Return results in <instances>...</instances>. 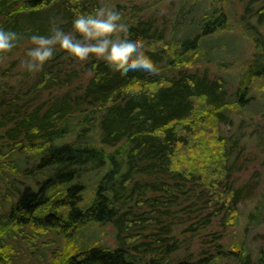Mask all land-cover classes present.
Masks as SVG:
<instances>
[{"label":"trees","instance_id":"1","mask_svg":"<svg viewBox=\"0 0 264 264\" xmlns=\"http://www.w3.org/2000/svg\"><path fill=\"white\" fill-rule=\"evenodd\" d=\"M238 3L235 23L253 53L234 88L233 75L209 72L230 46L207 42L228 37L235 15L205 2L171 29L151 16L134 20L157 72L81 62L59 49L19 87L0 84V264H29L51 234L74 246L55 264H264V249L257 257L245 245L231 250L222 235L199 258L181 253L184 236L213 219L237 225L240 203L256 194V179L236 180L243 137L220 129L234 125L232 113L264 105L254 92L257 82L264 92V0ZM95 9L94 0H0V24L47 32L58 17L67 29L77 11ZM261 197L248 225L264 222V190ZM96 225H112L118 246L84 245V229ZM46 253L40 264H54Z\"/></svg>","mask_w":264,"mask_h":264},{"label":"rangeland","instance_id":"2","mask_svg":"<svg viewBox=\"0 0 264 264\" xmlns=\"http://www.w3.org/2000/svg\"><path fill=\"white\" fill-rule=\"evenodd\" d=\"M95 5L98 7L105 5L106 3L115 6L118 10L131 16L134 20L139 18L154 17L159 23H166L170 29L178 21L179 15L187 13L191 8V5L196 2H205L208 8L227 6L234 13V19H232V28L228 31L225 39H214L208 41L207 45L213 43H220L224 45L226 43L230 46L224 49V60L219 59L209 69L212 75L231 74L235 79H231V87L238 85V79L241 77V73L244 70L246 63L249 61L252 53L253 46L249 38L243 34L240 26L235 23L236 16L242 13L243 8L238 0H227L221 3L220 0H94ZM230 4V5H229ZM93 9V8H92ZM28 44L23 47L17 53L0 58V84L9 83L16 88L25 81L27 77V70L22 64V59L26 53ZM233 47V48H232ZM226 50V51H225ZM222 62V63H221ZM221 63V64H220ZM200 71H204L207 68L205 63H200L197 66ZM35 74V73H34ZM236 81V82H235ZM235 83V84H233ZM261 82H257L254 92L258 99H263L264 92L259 89ZM230 87V88H231ZM231 88V89H232ZM259 104L252 105L249 109H245L242 112L232 113L234 125L220 126L222 133L231 136L238 134L243 137V145H246L244 155L241 157V162H244V170H240L236 173L237 184L241 185L252 179H256V194L254 199L250 202L240 203L239 222L237 225H232L230 222L221 220V218L213 219L212 224L208 227L200 229L195 235L187 234L184 236L185 242L181 251L183 256L199 258L202 256V252L217 248V242L219 236L222 235V243L231 250H237L242 245L248 247L254 257H257L262 249H264V222H259L257 225H248L247 216L252 212L256 205L261 201V195L264 190V110L261 111L262 100H258ZM259 131L260 135L256 136L261 140H257L255 134ZM246 165V166H245ZM242 169V168H240ZM264 217V216H263ZM55 234L47 235L39 242L38 251L33 254L32 260L27 259L30 263L40 264V251L43 253L47 249L48 255L51 254L54 264L56 260L60 259L64 253L67 252V248L71 249L74 246H69V241L63 237H58L55 241ZM80 238V237H79ZM52 241V242H50ZM81 242V238H80ZM82 242L84 245H96L104 246L107 248H115L118 246V242L115 238V229L112 225L102 226H90L86 227L82 233ZM24 250L28 252L36 251L34 248H30V245L25 243ZM42 247V248H41ZM47 255V253H46ZM47 255V256H48ZM214 256V255H213ZM39 261V263H38ZM217 264H237L233 259L218 262Z\"/></svg>","mask_w":264,"mask_h":264},{"label":"clouds","instance_id":"3","mask_svg":"<svg viewBox=\"0 0 264 264\" xmlns=\"http://www.w3.org/2000/svg\"><path fill=\"white\" fill-rule=\"evenodd\" d=\"M62 23L58 17H52L47 32L27 34L0 24V57L27 41L22 64L29 73L40 72L59 49L81 62L101 58L125 72L158 71L150 55L152 46L146 45L143 36L133 30L134 18L115 6L106 3L93 11H77L67 29Z\"/></svg>","mask_w":264,"mask_h":264}]
</instances>
